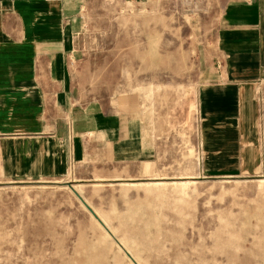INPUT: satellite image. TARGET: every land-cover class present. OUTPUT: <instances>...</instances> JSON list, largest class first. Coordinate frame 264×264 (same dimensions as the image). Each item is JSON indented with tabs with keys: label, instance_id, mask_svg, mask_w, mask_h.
<instances>
[{
	"label": "rangeland",
	"instance_id": "obj_1",
	"mask_svg": "<svg viewBox=\"0 0 264 264\" xmlns=\"http://www.w3.org/2000/svg\"><path fill=\"white\" fill-rule=\"evenodd\" d=\"M222 1L87 0L69 57L81 101L143 104L160 154L149 178L137 165L60 167L55 149L2 161L14 170L0 171V264H134L124 250L137 264H264V161L252 177H190L202 174L184 85L196 89L200 49L213 52Z\"/></svg>",
	"mask_w": 264,
	"mask_h": 264
},
{
	"label": "crops",
	"instance_id": "obj_2",
	"mask_svg": "<svg viewBox=\"0 0 264 264\" xmlns=\"http://www.w3.org/2000/svg\"><path fill=\"white\" fill-rule=\"evenodd\" d=\"M86 2L0 0V163L43 161L55 149L60 167L137 165L149 178L161 148L151 110L124 94L103 105L81 101L69 57ZM213 39L212 53L200 49L196 89L184 85L181 99L201 164L202 175L190 177L256 176L264 161V0H223Z\"/></svg>",
	"mask_w": 264,
	"mask_h": 264
},
{
	"label": "water",
	"instance_id": "obj_3",
	"mask_svg": "<svg viewBox=\"0 0 264 264\" xmlns=\"http://www.w3.org/2000/svg\"><path fill=\"white\" fill-rule=\"evenodd\" d=\"M69 186L72 187L71 185H69ZM75 193L82 200V202L84 203V205L86 206V208L90 211V213L98 220V222L106 229V231H108V233L111 234L110 230L107 229V227L105 226V224L99 219V217L96 215V213L94 212V210L82 199V197L80 196V194H78L77 191H75ZM126 255L132 260V262H134L136 264V262L132 259L131 255L128 252H126Z\"/></svg>",
	"mask_w": 264,
	"mask_h": 264
},
{
	"label": "bare ground",
	"instance_id": "obj_4",
	"mask_svg": "<svg viewBox=\"0 0 264 264\" xmlns=\"http://www.w3.org/2000/svg\"><path fill=\"white\" fill-rule=\"evenodd\" d=\"M72 186V185H71ZM73 187V186H72ZM74 188V187H73ZM95 212V211H94ZM96 213V212H95ZM97 215V214H96ZM98 216V215H97ZM99 217V216H98ZM99 219H100V217H99ZM101 220V219H100ZM102 221V220H101ZM105 229V228H104ZM106 230V229H105ZM108 232V231H107ZM111 232V231H110ZM110 234V233H109ZM111 236H112V238L114 237L113 235H112V233L110 234ZM114 239V238H113ZM115 241H117L116 239H115ZM126 252L127 251H125L124 250V253L126 254ZM132 257V256H131ZM133 259V258H132ZM131 260V259H130ZM134 260V259H133ZM132 261V260H131ZM135 261V260H134ZM134 263V262H133ZM135 264V263H134ZM137 264V263H136Z\"/></svg>",
	"mask_w": 264,
	"mask_h": 264
}]
</instances>
